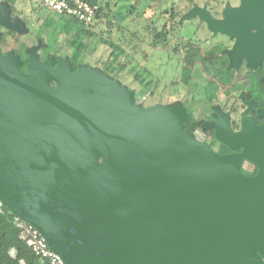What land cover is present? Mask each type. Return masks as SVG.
<instances>
[{
	"label": "water",
	"instance_id": "water-1",
	"mask_svg": "<svg viewBox=\"0 0 264 264\" xmlns=\"http://www.w3.org/2000/svg\"><path fill=\"white\" fill-rule=\"evenodd\" d=\"M6 10L0 26L22 30ZM224 14L195 6L184 18L236 38L232 68L255 66L264 0ZM34 51L27 72L13 51L0 55V203L64 264H264V125L244 112L233 132L217 108L216 139L241 150L221 155L186 129L183 103L142 108L102 71Z\"/></svg>",
	"mask_w": 264,
	"mask_h": 264
},
{
	"label": "rangeland",
	"instance_id": "rangeland-1",
	"mask_svg": "<svg viewBox=\"0 0 264 264\" xmlns=\"http://www.w3.org/2000/svg\"><path fill=\"white\" fill-rule=\"evenodd\" d=\"M193 1L204 4L213 0ZM220 1L228 4L234 2V0ZM173 4L176 5L175 9L179 10L178 13L180 14L187 10L189 6L187 0H100V5L106 7L110 13L109 20H112L115 24L111 30L115 42H120V39L116 38L118 33L120 36L117 26L122 25L125 29L124 41L126 43L121 42V45H123L127 52L133 53L135 51L133 58L141 66V69L136 73L128 70L115 74V79L112 76L109 77L116 80L122 87L133 91L137 103L143 105L145 108H151L158 104L169 105L175 102H181L190 106L197 117L207 119L212 113L211 106L229 108L234 101L233 99L238 98L239 92H233V98L229 99L224 96L223 92H219L210 103L205 102L202 100L203 95L201 93L193 89L190 90L181 83V75H179L176 63L171 62L174 60H169L170 63H167L168 56L165 53L167 50L169 53L172 52L173 43H168L169 46H163L161 44L158 48H153L149 45L152 37L148 36V33L144 32V29L149 25L157 33L163 25H168L170 23V10ZM5 5L7 6L6 11L11 15L9 21L11 23L16 22L22 26V30H10L2 26L9 50L15 49L23 51L26 54L28 51L34 49L35 54L39 56L41 61H46L50 57H53L65 58L72 63L70 60L72 50L69 40L73 38V34L68 31L62 33L56 31L60 27H66L65 23L57 20L52 14L45 13L47 23L51 28L48 27L42 31L45 17L44 12L38 10L41 7L38 1L30 0L27 2L17 0L12 5L5 0H0V9ZM133 6L135 7L133 14L129 15L130 8ZM107 21L108 19H105L93 25L92 30L97 33V36L84 39L88 49L86 50L84 59L80 60L77 65H73L75 70L83 66L100 71L105 69V65L110 60L109 55L111 52V49L101 40L102 37L105 39L108 37L107 31L109 30V26H107ZM69 29L75 30L72 27H69ZM128 29L140 32L142 37H145V42L139 46L132 45L134 48L129 46L127 43L129 39ZM116 61L117 63L124 62L121 57ZM136 74L140 75L139 77L142 82L144 81L143 85L135 80ZM244 76L245 71L241 70L240 79L242 80ZM241 83L246 84L245 87L248 88V83L242 81ZM147 84V88H144ZM237 101L235 103L239 106V101ZM236 118L238 119L239 115L237 117L235 116ZM213 132L214 129H209L207 135ZM200 133L202 132L199 128L197 129V136L199 138L203 136ZM253 165L250 161H245L243 164L244 172L250 177H253L256 172L258 173L257 167ZM15 254V251L12 250L11 255L15 256Z\"/></svg>",
	"mask_w": 264,
	"mask_h": 264
},
{
	"label": "trees",
	"instance_id": "trees-1",
	"mask_svg": "<svg viewBox=\"0 0 264 264\" xmlns=\"http://www.w3.org/2000/svg\"><path fill=\"white\" fill-rule=\"evenodd\" d=\"M12 5L17 2V0H5ZM29 2L30 0H24ZM92 4L98 5L99 10L96 15L95 21L92 24L86 25L84 23L79 22L75 18H71L65 15L56 16L55 18L60 22L66 24V27H60L56 29L59 33L64 31H68L73 34V38L69 40V44L72 50V56L70 58L73 65H77L78 62L84 59L86 50L88 49L87 44L84 42L85 38H94L97 36L93 29V25L96 22L104 21L108 19L107 26H109V30L107 31L108 37L101 38L102 42L107 45L110 49V60L105 65V69L102 72L108 76L114 77L115 74L131 71L138 72L141 69L139 63L134 60V52H127L126 49L121 45V42L126 43L124 40V27L122 25L117 26L118 32L116 38L120 39V42H115L114 36L112 33V28L115 24L112 20H109L110 13L107 11L106 7L100 5V0H86ZM192 5V3L190 4ZM135 7L130 8L129 15L133 14V10ZM39 11L47 13L41 7L38 8ZM59 17V19H58ZM49 26L47 23V19H44V25L42 31L46 30ZM69 27L75 28V30L69 29ZM51 28V27H50ZM129 39L127 41L128 45L132 47L136 45H142L145 42V37H142V34L138 31H131L128 29ZM145 33H148V36L152 37V40L149 42V45L155 48V38L158 37L154 29H152L149 25L144 29ZM2 34V33H1ZM2 39L0 42V55L3 56L10 51H13L16 55L20 56L21 60L24 62L21 70L23 72H27V65L29 63V57L23 51L19 50H9L7 48V41L4 35H2ZM120 37V38H119ZM134 48V47H132ZM219 54H210L209 52H202L197 49H190L186 53L182 67L178 68L179 75H181V83L188 89H193L196 92L201 93L202 100L207 103H210L219 92H224L229 94L232 91H240L241 86L238 85L235 80V70L229 68L227 64L221 63L218 60ZM122 58L124 62L117 63L116 60ZM75 71V70H74ZM140 75H135V80L140 82L143 85L142 80L139 77ZM115 79V77H114ZM54 87L55 84L52 83ZM148 84L145 85L144 88H147ZM146 90V89H145ZM195 92V93H196ZM136 104L137 103L136 100ZM142 108H145L143 105H139ZM264 106V103H263ZM225 109V108H224ZM188 111V119L185 122L186 129L190 132H194L195 129L200 128L202 123L209 119L199 118L192 111L191 108L187 109ZM240 110L235 111L236 117L239 115ZM239 127V118L234 119L233 128L237 129ZM14 215L11 211L0 203V264H49L47 261H41L39 258L34 256L31 250L26 246V243L22 240L20 236V231L17 228L14 222ZM15 251V256L11 255V251Z\"/></svg>",
	"mask_w": 264,
	"mask_h": 264
},
{
	"label": "flooded vegetation",
	"instance_id": "flooded-vegetation-1",
	"mask_svg": "<svg viewBox=\"0 0 264 264\" xmlns=\"http://www.w3.org/2000/svg\"><path fill=\"white\" fill-rule=\"evenodd\" d=\"M187 2L189 4L188 8L181 14L178 13L179 10H176V5L173 4L170 10V23H168V25H163V27L156 33L158 37H156L154 41L155 48H158L161 44H163V46H167L168 43H173L172 52L169 53L167 50L165 54L168 56L167 63H170L169 60H174L171 62H174V64L176 63L177 68L182 67L183 59L190 49H197L202 52H209L210 54H219L218 60H220L222 64L225 63L229 68H232V62L230 61L229 52L232 51L236 46V38H232L220 33L215 34L208 28L207 24L202 21L198 15L192 19H185L184 17L195 6H198L200 8L206 9V11L209 12L210 16L214 20L221 21L225 19L224 12L226 8L229 6L231 9H238L241 6L242 0H234V2L229 4L220 0L208 1L204 4H199L198 2H195L193 0H187ZM191 3L192 5H190ZM8 16L9 18H11V15L9 13ZM2 29L4 28L0 26V33L4 35L5 32L2 31ZM250 33L254 34L255 31H250ZM163 52H165V50H163ZM253 64H255V66L250 67L247 58H241L238 68H232L236 72L235 80L237 81L238 85L241 86V90H234L229 94L223 92L224 96L228 99L233 98V92H239L238 98L233 99L234 101L229 108L224 109V107L221 106H211L212 113L209 116V119L205 120L200 127V130L202 132L200 134L201 136L203 135L201 138L197 136V129L199 128L195 129L194 132H191L198 141L205 143L208 147H210L214 152L218 154L230 155L233 153H240L241 150L233 151L228 146L220 143L216 139L215 128L212 125H215L217 123V120L215 119V112L217 108H220L223 112L230 114V124L233 132L240 131L242 126V114L244 112H247V115L254 120V123L256 125H264V117L259 116V111L264 110V57L260 62H256ZM73 69L75 70V68ZM241 70L245 71V76L242 78V80L240 79ZM241 81L248 83V88L245 87L246 84H242ZM236 100L239 101V106L235 103ZM184 106L186 107V109L190 108V106L186 104H184ZM237 110H241V112L239 113V127L237 129H234L233 121L236 116L235 111ZM205 122L209 123V126L204 129L202 126ZM209 129H214V132L210 135H207ZM256 174L257 172L255 173V175Z\"/></svg>",
	"mask_w": 264,
	"mask_h": 264
},
{
	"label": "built area",
	"instance_id": "built-area-1",
	"mask_svg": "<svg viewBox=\"0 0 264 264\" xmlns=\"http://www.w3.org/2000/svg\"><path fill=\"white\" fill-rule=\"evenodd\" d=\"M40 6L54 17L65 15L86 25L95 21L99 6L86 0H36ZM22 240L31 252L41 261L49 264H64L63 258L51 250L40 231L28 222L14 217Z\"/></svg>",
	"mask_w": 264,
	"mask_h": 264
}]
</instances>
